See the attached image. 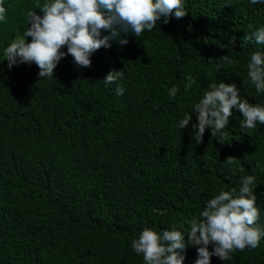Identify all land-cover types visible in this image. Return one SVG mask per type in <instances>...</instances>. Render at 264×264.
<instances>
[{"label":"trees","instance_id":"1","mask_svg":"<svg viewBox=\"0 0 264 264\" xmlns=\"http://www.w3.org/2000/svg\"><path fill=\"white\" fill-rule=\"evenodd\" d=\"M46 2L4 0L0 21V264H145L132 248L145 228L186 234L208 200L222 190L239 194L246 175L257 178L264 230V124L241 127L233 109L217 134L222 143L206 129L197 144L192 130L194 105L219 82H235L242 99L264 107L247 68L264 44L253 38L240 46L264 27V3L183 0L184 18H162L151 32L129 34L125 46L111 42L89 68L67 55L54 78L40 80L34 63L8 69L4 49L28 28L27 13L42 15L37 5ZM227 55L233 63L221 59ZM113 70L123 76L105 85ZM188 76L194 83L186 90ZM185 255L184 264H195L196 247ZM230 257L211 264H264V236Z\"/></svg>","mask_w":264,"mask_h":264},{"label":"clouds","instance_id":"2","mask_svg":"<svg viewBox=\"0 0 264 264\" xmlns=\"http://www.w3.org/2000/svg\"><path fill=\"white\" fill-rule=\"evenodd\" d=\"M264 3V0H250V4ZM42 15L29 11L28 28L17 36L4 49L8 69L18 64H35L39 68L40 80L54 78V69L67 55H71L77 68H89L90 57L101 48H110L111 42L120 46L129 43V34L139 37L145 30L151 32L158 21L168 24L174 17L180 20L187 16L183 0H52L37 5ZM6 20L4 0H0V21ZM249 27H252L251 25ZM102 30L108 35H102ZM31 42H27V38ZM264 44V27L258 28L251 36L245 35L240 46L243 49L251 39ZM236 37L232 36L224 47L233 49ZM67 47V52L62 51ZM221 59L233 63L230 55ZM248 77L257 92H264V54L254 52L247 65ZM2 71V70H0ZM123 71H110L103 80L105 85L116 83ZM192 87L194 81L187 77ZM179 91L173 86L168 95L175 97ZM117 95L124 89L117 86ZM233 109L242 114L241 127L253 129L257 121L264 124V107L251 104L242 99L235 82H219L205 90L203 98L194 105L197 123L192 125L193 139L197 144L203 142L206 129L211 136L217 135L229 125ZM192 116L186 115L179 121L180 129L186 128ZM236 158L227 157L232 164ZM255 175H246L241 180L239 194L236 189L220 191L208 200L200 218L189 222L190 229L185 234L173 227L171 230L157 232L145 228L138 239L133 240L132 248L143 254L145 264H184L188 247H196L195 264H211L213 256L222 261L229 260L234 250L259 246L264 230L257 226L260 209L254 194ZM209 246L212 250L209 251Z\"/></svg>","mask_w":264,"mask_h":264}]
</instances>
